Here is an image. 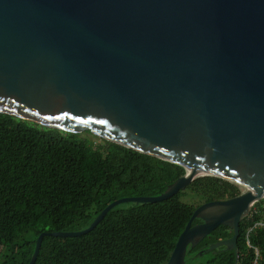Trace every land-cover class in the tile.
Listing matches in <instances>:
<instances>
[{
	"label": "water",
	"instance_id": "obj_1",
	"mask_svg": "<svg viewBox=\"0 0 264 264\" xmlns=\"http://www.w3.org/2000/svg\"><path fill=\"white\" fill-rule=\"evenodd\" d=\"M0 114L106 141L185 169L155 203L213 176L245 191L198 206L166 264L218 226L232 236L264 198V0H0ZM200 223L193 224L194 220Z\"/></svg>",
	"mask_w": 264,
	"mask_h": 264
},
{
	"label": "trees",
	"instance_id": "obj_2",
	"mask_svg": "<svg viewBox=\"0 0 264 264\" xmlns=\"http://www.w3.org/2000/svg\"><path fill=\"white\" fill-rule=\"evenodd\" d=\"M184 173L106 140L97 144L0 114V264H28L41 233L83 230L113 201L159 196ZM240 193L233 182L198 177L166 200L112 208L85 235L44 237L34 264H166L198 206ZM263 204L264 198L254 203L239 224L237 258L225 246L206 251L232 236L220 225L188 247L184 264H264Z\"/></svg>",
	"mask_w": 264,
	"mask_h": 264
},
{
	"label": "rangeland",
	"instance_id": "obj_3",
	"mask_svg": "<svg viewBox=\"0 0 264 264\" xmlns=\"http://www.w3.org/2000/svg\"><path fill=\"white\" fill-rule=\"evenodd\" d=\"M77 135H78V137L81 138V139L87 138L88 140H90V141H92V142H94V143H97V144H98V143H102V141L104 140V139H102V138H100V137H97V136L91 134L90 132H86V131L81 132V133H78ZM240 191L243 192V191H245V189H244L243 187H240ZM188 198H189L190 201H191V198H190L189 196H188ZM188 198H187L186 196H181V197H180V200H181L183 203H189ZM200 204H201L200 201H199V202H196L195 204L193 203L194 206H197V205H200Z\"/></svg>",
	"mask_w": 264,
	"mask_h": 264
},
{
	"label": "clouds",
	"instance_id": "obj_4",
	"mask_svg": "<svg viewBox=\"0 0 264 264\" xmlns=\"http://www.w3.org/2000/svg\"><path fill=\"white\" fill-rule=\"evenodd\" d=\"M261 200H262V199H261ZM259 201H260V200H259ZM252 206H253V205H252ZM252 206H251V207H252ZM250 210H251V208H250ZM249 213H250V212H249Z\"/></svg>",
	"mask_w": 264,
	"mask_h": 264
},
{
	"label": "built area",
	"instance_id": "obj_5",
	"mask_svg": "<svg viewBox=\"0 0 264 264\" xmlns=\"http://www.w3.org/2000/svg\"><path fill=\"white\" fill-rule=\"evenodd\" d=\"M263 210H264V204H263Z\"/></svg>",
	"mask_w": 264,
	"mask_h": 264
}]
</instances>
